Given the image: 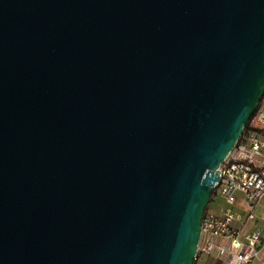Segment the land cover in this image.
I'll return each mask as SVG.
<instances>
[{
    "label": "water",
    "instance_id": "obj_1",
    "mask_svg": "<svg viewBox=\"0 0 264 264\" xmlns=\"http://www.w3.org/2000/svg\"><path fill=\"white\" fill-rule=\"evenodd\" d=\"M263 94L264 0H0V264H195Z\"/></svg>",
    "mask_w": 264,
    "mask_h": 264
},
{
    "label": "built area",
    "instance_id": "obj_2",
    "mask_svg": "<svg viewBox=\"0 0 264 264\" xmlns=\"http://www.w3.org/2000/svg\"><path fill=\"white\" fill-rule=\"evenodd\" d=\"M213 197L202 219L197 260L211 256L225 264H253L264 246V227L245 233L244 227L257 218L255 208L264 198V94L237 144L217 168ZM245 198L247 209L237 207V193ZM220 199L221 208L211 207ZM264 264V259L262 260Z\"/></svg>",
    "mask_w": 264,
    "mask_h": 264
},
{
    "label": "crops",
    "instance_id": "obj_3",
    "mask_svg": "<svg viewBox=\"0 0 264 264\" xmlns=\"http://www.w3.org/2000/svg\"><path fill=\"white\" fill-rule=\"evenodd\" d=\"M237 204H238V209L245 213L246 209H247V204L245 201V198L243 196V194L241 192L237 193ZM255 213H256V220L254 222L248 223L245 227H244V222L241 221H235L234 225H236L238 228L240 229H244V232L247 233L250 230H252L253 228L257 227V226H263L264 227V198H262V200L258 203V205L255 208ZM207 256L209 258L214 259L216 262L219 261L211 256L208 255H203L200 258ZM199 258V260H200ZM264 259V246L260 252L259 258L253 263V264H262V260ZM198 262V261H197ZM221 262V261H220ZM223 263V262H222ZM225 264V263H224Z\"/></svg>",
    "mask_w": 264,
    "mask_h": 264
},
{
    "label": "rangeland",
    "instance_id": "obj_4",
    "mask_svg": "<svg viewBox=\"0 0 264 264\" xmlns=\"http://www.w3.org/2000/svg\"><path fill=\"white\" fill-rule=\"evenodd\" d=\"M220 202H221L220 199L215 200V201L212 203L211 207H213V208H215V209H219V208H221L222 205L220 204ZM197 264H224V263H222V262H220V261H217V262H216L214 259L209 258V257H207V256H204V257L200 258V260H198Z\"/></svg>",
    "mask_w": 264,
    "mask_h": 264
},
{
    "label": "trees",
    "instance_id": "obj_5",
    "mask_svg": "<svg viewBox=\"0 0 264 264\" xmlns=\"http://www.w3.org/2000/svg\"><path fill=\"white\" fill-rule=\"evenodd\" d=\"M212 199H214V197L212 196ZM195 264H197V261H196V263Z\"/></svg>",
    "mask_w": 264,
    "mask_h": 264
}]
</instances>
